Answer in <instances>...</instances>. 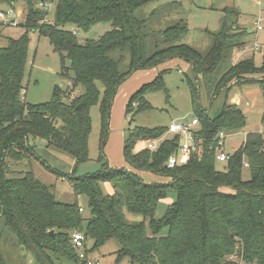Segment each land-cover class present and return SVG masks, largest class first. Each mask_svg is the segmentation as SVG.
Here are the masks:
<instances>
[{"label":"trees","instance_id":"16d2710c","mask_svg":"<svg viewBox=\"0 0 264 264\" xmlns=\"http://www.w3.org/2000/svg\"><path fill=\"white\" fill-rule=\"evenodd\" d=\"M16 1L0 0L10 5ZM154 1L24 0L26 18L20 24L26 31L0 47V264H12L1 245V240L10 239L12 234L29 252L30 264H78L75 232L93 240V248L117 239V259L128 257L136 264H264V135L248 132L243 144L229 152L228 160L219 168L215 150L219 133L245 128L247 116L227 100L219 114L211 116L209 109L198 102L202 88L209 97L222 91L227 97L234 86L254 81L259 83L264 98V79H258L264 74V66L258 68L253 58L233 61L234 50L245 45L243 31L232 17L238 14L235 9H227L222 29L211 32L212 45L207 52L181 42L188 32L183 19L165 28L161 32L163 44L149 51L147 19L139 18L137 10ZM47 3L55 5L54 21L45 20L49 9L41 4ZM100 22H110L113 28L98 39L80 41L78 30L64 28L74 24L89 31ZM31 31L48 37L63 62L70 61L74 72L72 86L63 89L57 85L49 101L35 104L25 100L23 83ZM117 50L129 52L127 72L121 71L122 58L112 56ZM171 58L187 61L194 73L193 78L185 75L195 109L193 118L199 121L194 135L201 150L187 164L168 167L169 157L182 141L180 134L164 136L169 125L136 126L124 145L130 168L110 167L106 162L97 172L69 176L77 196L87 198V218L78 200H58L33 170L21 177L10 176L14 165L36 153L35 140L66 151L78 164L88 161L92 107L99 104L103 148L120 86L133 71ZM168 70L132 93L127 112L152 108L146 96L166 89L164 74ZM79 85L84 87L83 93H77ZM142 141H156V147L136 151ZM141 171L166 181L147 182ZM106 181L115 188L112 194L103 192L101 183ZM226 187L233 192L225 191ZM171 191L176 193L175 200L157 218L160 202ZM125 209L148 218V224L129 221Z\"/></svg>","mask_w":264,"mask_h":264},{"label":"rangeland","instance_id":"374dc122","mask_svg":"<svg viewBox=\"0 0 264 264\" xmlns=\"http://www.w3.org/2000/svg\"><path fill=\"white\" fill-rule=\"evenodd\" d=\"M46 5L49 15L45 20L54 21L55 5L52 6L49 3ZM227 9L237 11L238 14L233 13L232 17L236 21L235 24L242 29V40L245 42V45L234 50L233 61L253 58L258 68L263 67L264 30H259L257 26L258 24L264 25V0H156L138 9L137 15L139 18L147 19L146 33L148 34L149 51H153L157 45L163 44L161 32L165 28L183 19L187 23L188 32L183 36L181 42L188 43L202 52H207L212 45L211 32L222 29L228 15ZM9 11H11L10 14ZM1 12L6 14L5 20H0V47H3L8 45L11 38H19L26 31V28L20 24L24 23L26 18L25 2L17 0L12 5L0 2ZM11 20H14L15 23L10 22ZM64 28L72 31L78 30L80 41H84L85 39H98L113 26L110 22H100L89 31H84L74 24H66ZM30 36L31 42L23 83L26 91L25 100L35 104L49 101L57 85L63 89L72 86L74 72L70 68V61L67 59L63 62L61 54L54 49L48 37L40 35L38 31H31ZM112 56L122 58L120 64L122 72L129 70L130 55L128 51L117 50L112 53ZM165 69H169L164 74L166 89L150 92L146 96L152 108L137 113L134 110L127 112L128 97L124 96V91L127 90V94L130 95L139 86L153 80ZM185 74L191 78L194 77L191 64L179 58H171L157 66L133 71L115 97L110 118V132L103 148L100 145L99 104L92 107L88 161L78 164L77 159L66 151L54 146L43 145L42 140H35L32 143L36 146V153L29 159L14 165V171L10 176L21 177L24 172L33 170L35 176L42 183L52 188L58 200L66 203L78 200L79 205L83 207V215L86 218L89 217L87 198L85 195L77 196L69 176L97 172L103 168L102 166L106 162L108 166L115 168L122 166L123 161L127 163L124 157L125 140L130 130L136 126L156 127L167 126L172 121L190 122L196 115L190 85ZM258 79H264V74L260 75ZM76 91L83 93L84 87L79 85ZM226 100L228 103L237 104L247 116L245 128L226 132L224 148L227 152H231L243 144L247 132L261 128L264 98L259 83L254 81L234 86L228 92L227 97L226 91H222L214 98L209 97L205 89L202 88L198 102L200 106L209 109L211 116H216ZM247 101L249 104H246ZM164 136L173 138L175 134L167 131ZM146 146H148L147 141L139 142L135 150H141ZM101 156L103 157L102 161L99 160ZM223 165L224 163H217L219 168ZM126 166H130V164L127 163ZM245 175L247 178L248 175ZM101 186L106 194H112L115 190L109 181L101 183ZM224 190L233 192L231 188L227 187ZM175 198V191H171L169 197L160 202L156 212L157 218L163 216L168 204ZM125 214L129 221H145L147 224L149 222L148 218L130 213L126 209ZM86 224L87 220L84 221V225ZM148 233H151L149 226ZM11 237L10 239L9 237L3 238L1 245L5 252H8L12 264H30L29 252L19 245L15 234H12ZM88 245L91 250L90 255L100 258L102 264H136L128 257L117 259L116 251L119 250L120 244L115 238L97 248H93V240L88 239Z\"/></svg>","mask_w":264,"mask_h":264},{"label":"built area","instance_id":"2783aa9c","mask_svg":"<svg viewBox=\"0 0 264 264\" xmlns=\"http://www.w3.org/2000/svg\"><path fill=\"white\" fill-rule=\"evenodd\" d=\"M10 13L11 11H9V14ZM5 15H6L5 13L1 12L0 18L5 19ZM258 29L264 30V25L258 24ZM76 33L80 34L78 31ZM198 123L199 121L197 118H193L190 122L180 123L177 121H172L169 123L168 131L170 133L180 134L182 136V141L179 145L177 152L172 154L168 159L169 168H175L179 165L187 164L193 154L200 153L201 149L198 146L197 140L194 135V129ZM259 132L264 135V120ZM225 137H226V131H221L218 135V141L215 147L216 159L218 162L221 163L226 162L229 158V152H227L224 148ZM156 143H157L156 141H149L148 146L154 149L156 147ZM245 165L247 167L248 163H245ZM81 211H83V209H81ZM73 242L78 251V258H79L78 264H102L100 258H96L90 255V250H89L90 246L88 245V238L84 235L83 232H75L73 234Z\"/></svg>","mask_w":264,"mask_h":264},{"label":"crops","instance_id":"0c3cea01","mask_svg":"<svg viewBox=\"0 0 264 264\" xmlns=\"http://www.w3.org/2000/svg\"><path fill=\"white\" fill-rule=\"evenodd\" d=\"M258 21V20H257ZM258 27V26H257ZM138 85V84H137ZM123 87V85L122 86H120V88L118 89V92L120 91V89ZM135 87V86H134ZM133 87V88H134ZM140 87V86H139ZM117 92V93H118ZM134 92V91H133ZM132 92V93H133ZM132 93L129 95V94H127V90H125L124 91V96H126V97H128V100H129V98H130V96L132 95ZM116 97H117V94H116ZM116 99V98H115ZM115 101V100H114ZM247 103H249L248 101H247ZM246 103V104H247ZM193 119V118H192ZM260 130V128L259 129H254V131H259ZM250 132V131H249ZM248 133V132H247ZM247 135V134H246ZM236 149H234V150H232L231 152H233V151H235ZM123 165H125V166H123ZM123 165L122 166H120V167H127V168H130L129 166H126L127 165V163L125 162V161H123ZM139 174L147 181V182H165L166 181V178H164V180H162V178L163 177H160V176H157V175H155V174H153V173H151V172H143V171H141V172H139Z\"/></svg>","mask_w":264,"mask_h":264},{"label":"water","instance_id":"95a60500","mask_svg":"<svg viewBox=\"0 0 264 264\" xmlns=\"http://www.w3.org/2000/svg\"><path fill=\"white\" fill-rule=\"evenodd\" d=\"M43 145L46 144L44 141L41 142Z\"/></svg>","mask_w":264,"mask_h":264}]
</instances>
